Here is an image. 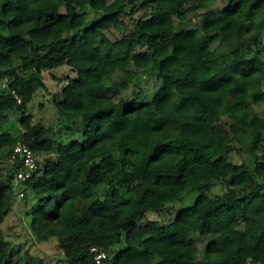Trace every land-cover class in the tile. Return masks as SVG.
I'll list each match as a JSON object with an SVG mask.
<instances>
[{
	"label": "trees",
	"instance_id": "trees-1",
	"mask_svg": "<svg viewBox=\"0 0 264 264\" xmlns=\"http://www.w3.org/2000/svg\"><path fill=\"white\" fill-rule=\"evenodd\" d=\"M136 1L0 0V75L22 97L0 86V123L17 110L21 128L0 133V226L25 191L30 231L65 264H97L96 246L105 264H264V0H228L201 29L191 12L221 0H143L113 39ZM65 66L54 124L34 123L28 103ZM144 70L161 86L126 97ZM17 143L37 159L25 180ZM14 244L0 228V264H47Z\"/></svg>",
	"mask_w": 264,
	"mask_h": 264
},
{
	"label": "rangeland",
	"instance_id": "rangeland-1",
	"mask_svg": "<svg viewBox=\"0 0 264 264\" xmlns=\"http://www.w3.org/2000/svg\"><path fill=\"white\" fill-rule=\"evenodd\" d=\"M128 5L127 14L124 15L122 19V24L120 25L121 30L112 29L108 34L113 38H121L124 34H128L131 32L135 25V21L144 11L139 9L136 10L135 13L131 12L133 9L140 7V4L143 0H139ZM228 0H221L212 6L210 11L207 10H197L191 12V17H195L194 21L188 25V28L201 29L208 18H214L219 15V12L228 5ZM1 7V5H0ZM218 47V41H215L211 48L216 49ZM227 48H231L230 45L223 46L222 48H217L218 52L225 51ZM22 75L23 72L20 71ZM74 76V71L72 68L65 66L59 69H54L50 71H46L44 74V79L50 89V94L44 95L42 90L38 91L32 100L28 103V113L32 115L33 122H41L43 125L50 126L53 125L56 117L57 111L55 106L51 102V94L59 93L62 88L65 86L68 78L70 76ZM161 82L158 81L155 77V71L152 70H144L139 76L130 81L129 86L126 88V97L134 98V92L139 91L140 89H158L161 86ZM143 101L148 102V97H146ZM8 116V121L6 123H0V133L2 130L10 132L12 134L20 133V124L19 118L20 113L17 110H11L6 112ZM41 160V158L39 159ZM241 159L239 157H235L234 161L238 162ZM8 163L7 160L0 155V174L5 173L7 169ZM24 196H17L14 199L13 209L10 214L7 216L4 223L1 224L0 228L6 234V236L11 239L15 244L14 247L18 250L21 249L24 251L31 252L36 255H40L44 258L47 264H65L64 262V254L58 248V244L55 239L49 238L47 240H40L34 233H32L28 227L27 217L25 215V199L28 198V193L24 191ZM197 191H192L191 200L188 202H194L196 197L198 196ZM186 204V203H184ZM183 204V205H184ZM181 205L172 204L169 207V210L163 213H151L149 215L150 219H159L161 221H169L174 217L176 212L179 210ZM140 225H145V220L139 222ZM28 227V228H27ZM195 241L197 242V246L200 251L205 248L207 245V240L204 238H199V236L195 237ZM19 247V248H18ZM121 247V246H120ZM119 247V248H120ZM123 247V246H122ZM121 247V248H122Z\"/></svg>",
	"mask_w": 264,
	"mask_h": 264
},
{
	"label": "built area",
	"instance_id": "built-area-1",
	"mask_svg": "<svg viewBox=\"0 0 264 264\" xmlns=\"http://www.w3.org/2000/svg\"><path fill=\"white\" fill-rule=\"evenodd\" d=\"M11 77L9 75H0V86L2 89L11 92V94L18 100V102H22V97L18 93L16 88L11 87L10 85ZM17 158L24 161V165L27 167L28 171H17L16 178L18 180H25L30 176V172L36 170L38 168L37 159L33 150L26 144L17 143L13 149L12 160H16ZM23 196V193L20 194ZM92 251L95 254V261L97 264H105L106 259L108 258L107 254L103 249L99 247H93Z\"/></svg>",
	"mask_w": 264,
	"mask_h": 264
}]
</instances>
